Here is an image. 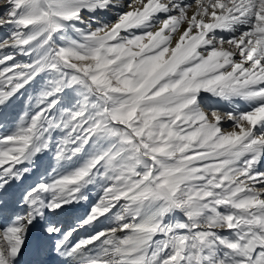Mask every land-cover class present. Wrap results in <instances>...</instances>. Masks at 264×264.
<instances>
[{
    "label": "snow or ice",
    "instance_id": "6c2138e0",
    "mask_svg": "<svg viewBox=\"0 0 264 264\" xmlns=\"http://www.w3.org/2000/svg\"><path fill=\"white\" fill-rule=\"evenodd\" d=\"M0 264H264V0H0Z\"/></svg>",
    "mask_w": 264,
    "mask_h": 264
}]
</instances>
